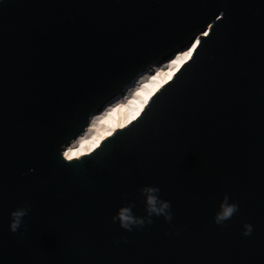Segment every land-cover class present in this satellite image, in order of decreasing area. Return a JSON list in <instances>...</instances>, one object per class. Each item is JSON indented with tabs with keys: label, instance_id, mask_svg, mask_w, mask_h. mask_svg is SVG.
<instances>
[{
	"label": "water",
	"instance_id": "1",
	"mask_svg": "<svg viewBox=\"0 0 264 264\" xmlns=\"http://www.w3.org/2000/svg\"><path fill=\"white\" fill-rule=\"evenodd\" d=\"M195 43L140 116L65 159ZM144 186L172 220L127 231L112 217L146 215ZM225 195L239 209L218 225ZM0 264H264V0H0Z\"/></svg>",
	"mask_w": 264,
	"mask_h": 264
},
{
	"label": "bare ground",
	"instance_id": "2",
	"mask_svg": "<svg viewBox=\"0 0 264 264\" xmlns=\"http://www.w3.org/2000/svg\"><path fill=\"white\" fill-rule=\"evenodd\" d=\"M194 46L178 51L175 56L167 59L165 62L154 64L147 70L141 72L133 82L126 87L123 94L108 103L105 108L95 114L82 134H80L69 147L63 150L65 153H84L88 154L93 151V145L103 141L108 133H114L115 130L123 128L121 125H128L133 121V115L141 110V106H146L145 98L148 102L151 97L179 71L193 54ZM191 53V56L188 55ZM171 77V79H170ZM147 102V103H148ZM124 126V127H125ZM83 154V155H84ZM78 155L74 158H78ZM68 160V159H67Z\"/></svg>",
	"mask_w": 264,
	"mask_h": 264
},
{
	"label": "clouds",
	"instance_id": "3",
	"mask_svg": "<svg viewBox=\"0 0 264 264\" xmlns=\"http://www.w3.org/2000/svg\"><path fill=\"white\" fill-rule=\"evenodd\" d=\"M140 194L144 198L145 213L144 216H136L133 213L134 203L118 208L116 214L112 217L113 222H118L119 226L127 231H132L133 228H142L146 224H152V217L163 216L166 221L172 220L171 203L170 201L160 198V189L157 186H144L139 189ZM239 206L236 203H229V196L225 195L220 203V209L215 214L214 222L218 225L224 224L225 221L238 211ZM31 210L30 205L25 204L23 207H18L10 213L11 220L9 229L11 232L16 233L20 228L23 217H25ZM244 235H249L252 232V225H244Z\"/></svg>",
	"mask_w": 264,
	"mask_h": 264
},
{
	"label": "snow or ice",
	"instance_id": "4",
	"mask_svg": "<svg viewBox=\"0 0 264 264\" xmlns=\"http://www.w3.org/2000/svg\"><path fill=\"white\" fill-rule=\"evenodd\" d=\"M189 56H191V53H188ZM171 79V77H170ZM148 102V98H145V104H147ZM143 111V106H141V110L136 112L132 119L135 120L138 116H140L141 112ZM125 125H121L120 127H124ZM107 135H112V133H108ZM99 146V142H97V144L93 145V148L98 147ZM84 153H77V152H72V153H65V156L67 157L68 160H72L74 157L78 156V155H83Z\"/></svg>",
	"mask_w": 264,
	"mask_h": 264
}]
</instances>
